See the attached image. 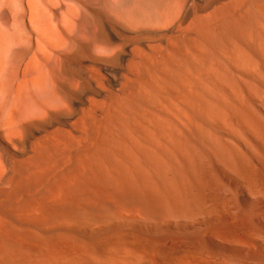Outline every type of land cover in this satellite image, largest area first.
Wrapping results in <instances>:
<instances>
[{
	"label": "bare ground",
	"instance_id": "obj_1",
	"mask_svg": "<svg viewBox=\"0 0 264 264\" xmlns=\"http://www.w3.org/2000/svg\"><path fill=\"white\" fill-rule=\"evenodd\" d=\"M262 110L264 0H0V264H264Z\"/></svg>",
	"mask_w": 264,
	"mask_h": 264
},
{
	"label": "rangeland",
	"instance_id": "obj_2",
	"mask_svg": "<svg viewBox=\"0 0 264 264\" xmlns=\"http://www.w3.org/2000/svg\"><path fill=\"white\" fill-rule=\"evenodd\" d=\"M262 112L264 113V110H262ZM263 116H264V115H263ZM263 120H264V118H263ZM263 131H264V129L261 131L262 134H263ZM261 133H260V134H261ZM262 134H261L262 137L259 136V137H260V140H259V141H260V144H259V146H260L259 148H260V149L258 148V149H259V151H258L259 153L257 152V157H258L259 154H260L261 157L259 156L260 158H259V157H258V158L255 157V158H254V160H255V161H258L259 163H262V162L264 163V139H263V138H264V134H263V135H262ZM242 145H243V143H242ZM261 146H262V147H261ZM248 149H250V150L248 151ZM244 150H245V153H246L247 155L251 152L250 155H248V156L251 157V158H253V152H252L251 148H247V147H246ZM247 152H248V153H247ZM260 152H261V153H260ZM262 153H263V154H262ZM260 160H262V161H260Z\"/></svg>",
	"mask_w": 264,
	"mask_h": 264
}]
</instances>
